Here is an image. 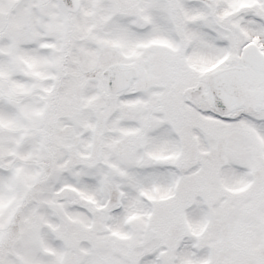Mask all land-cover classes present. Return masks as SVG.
Returning a JSON list of instances; mask_svg holds the SVG:
<instances>
[{
	"label": "snow or ice",
	"instance_id": "snow-or-ice-1",
	"mask_svg": "<svg viewBox=\"0 0 264 264\" xmlns=\"http://www.w3.org/2000/svg\"><path fill=\"white\" fill-rule=\"evenodd\" d=\"M0 264H264V0H0Z\"/></svg>",
	"mask_w": 264,
	"mask_h": 264
}]
</instances>
